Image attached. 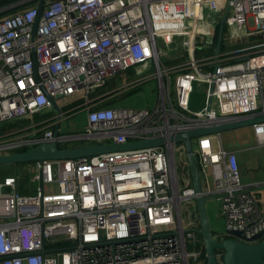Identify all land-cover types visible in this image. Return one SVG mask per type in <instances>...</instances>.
<instances>
[{"label": "built area", "instance_id": "1", "mask_svg": "<svg viewBox=\"0 0 264 264\" xmlns=\"http://www.w3.org/2000/svg\"><path fill=\"white\" fill-rule=\"evenodd\" d=\"M39 1H19L3 10L32 4L0 17V127L30 121L0 132V155L53 140L62 147L165 143L27 163L31 189L20 172L0 179V264H205L196 211L182 214L183 206L195 209L199 195L220 203L219 241L228 231L246 243L264 236V180L242 181L237 152L226 148L222 133L193 141L200 194L184 146L169 140L264 113V40L254 42L264 36V0H44L40 11ZM227 7L226 48L216 58ZM151 66L155 72L145 75ZM131 69L138 78L94 94ZM150 79L158 88L153 108L104 106ZM197 88L203 100L195 112ZM62 98L82 101L76 105L87 115L83 132L58 129L54 137L45 127L52 99L61 111L54 110L55 125L74 112L62 111ZM251 129L264 169V122Z\"/></svg>", "mask_w": 264, "mask_h": 264}, {"label": "water", "instance_id": "2", "mask_svg": "<svg viewBox=\"0 0 264 264\" xmlns=\"http://www.w3.org/2000/svg\"><path fill=\"white\" fill-rule=\"evenodd\" d=\"M44 0L39 1L38 10L42 9ZM229 7L224 11L218 26V34L215 46V56L221 49L225 20L228 14ZM53 109L58 114L61 113L56 101L51 100ZM212 104V98L209 99V107ZM264 122V113L245 117L233 121L222 122L214 125L197 128L182 133L172 135L169 140L174 143H181L184 146L187 167L191 179V185L194 191L198 194L201 193L200 171L193 149V141L196 138L223 133L239 128L251 127L254 124ZM59 126L55 125L53 129L54 137L58 134ZM163 139H150L140 141H128L122 144L115 143H85L80 145H70L62 147L53 140L50 142L39 143L26 151H18L5 155H0V167L25 164L36 161H55V160H75L80 158H87L101 154H107L117 151H125L132 149H141L149 147H159L164 145ZM264 191V188H263ZM210 199L199 195L195 198L192 206L196 209L199 230L198 234L202 238L203 247L205 250L206 264H264V236L259 234L246 242L241 241L243 238L237 231H228L224 239L219 241L214 237V232L211 229L207 211L206 203ZM221 253L218 259L217 254Z\"/></svg>", "mask_w": 264, "mask_h": 264}, {"label": "rangeland", "instance_id": "3", "mask_svg": "<svg viewBox=\"0 0 264 264\" xmlns=\"http://www.w3.org/2000/svg\"><path fill=\"white\" fill-rule=\"evenodd\" d=\"M261 37L257 38L254 42L263 41L264 36ZM161 60L165 61V57L162 56ZM176 63L177 61L171 60L167 64L173 65ZM154 72L155 70L151 66L150 69L144 74L148 75V74H153ZM136 78H138V76H136L134 73V76L130 79L133 80ZM124 79H125V73L124 72L119 73L118 76L113 78L112 81L110 80L111 83L110 87H114V89L119 88L124 83ZM131 91L132 92H129L128 94L122 97H119V95H117L118 99L114 104V107L130 108V109H144V108L154 107L158 94L157 82L154 79H150L148 82H145L137 86L135 89ZM72 99L62 98V99H58L57 101L60 107H64L66 105V107L62 109V111L66 109L74 111V112H70L67 118L65 117V115H62V119L59 125L60 134H78L83 132L87 126V115L85 110L77 109L79 105L77 106L74 103L71 104L70 102L72 101ZM202 100L203 99L201 97V89L197 88L192 95L191 111L196 112L197 108H199V106L202 104ZM214 108L216 107L214 106ZM251 131H252L251 127H246V128H239L230 131H225L222 133L223 141L227 149L233 150L234 148H238L237 145L242 146V148L248 149L245 150L244 152L238 153L237 155L239 158L238 162L241 173V179L243 182L246 183L264 179V170L262 167L261 152L259 149L255 148V140L252 137ZM193 147L195 148V143H193ZM26 168H27L26 164L15 170L10 165L2 166L0 167V179L4 176L14 175L17 172H20L21 176H24V180L27 181V185L31 189L32 183L28 181L27 178L28 172L25 171ZM180 173L181 171L179 169V174ZM263 198H264V191H263ZM193 211L196 210L192 209L191 207L188 208L187 210V208L183 206L182 207L183 219L186 218V212H189L190 213L189 216H191V214H193ZM206 211L212 231L213 232L224 231V220L220 216L219 201L209 200L206 203ZM195 214L196 215L194 220L198 222L197 212Z\"/></svg>", "mask_w": 264, "mask_h": 264}, {"label": "crops", "instance_id": "4", "mask_svg": "<svg viewBox=\"0 0 264 264\" xmlns=\"http://www.w3.org/2000/svg\"><path fill=\"white\" fill-rule=\"evenodd\" d=\"M217 40V39H216ZM125 73V79H124V82L126 81V80H129L130 78H132L133 76H134V71H133V69H131V70H127V71H125L124 72ZM118 76V75H117ZM113 80V79H112ZM111 80V81H112ZM109 84V86H108V84ZM106 83V85L105 86H103L102 88H100V89H98L94 94H98V95H103V94H107V93H109V92H111L112 90H114V87H110V85H111V83H110V81H108ZM132 92V91H131ZM126 94H128V93H125V94H122V95H119V97H122V96H125ZM113 97H118V96H113ZM112 97V98H113ZM112 98H110V99H112ZM110 99H107L105 102H104V106L106 105V106H112V107H114V104L116 103V101L115 102H113V103H111V104H106V103H108V101L110 100ZM118 99V98H117ZM79 101H81V100H77V99H72V101L70 102V103H74V104H80L81 102H79ZM66 106V105H65ZM55 116H56V113L54 112V110H51V111H48L45 115H44V119L45 120H48V122H47V124L45 125V127H48V128H50V127H52L51 129H54V127H55V124H56V118H55ZM34 119H39V117L37 116L36 118H34ZM29 123H30V121H28V123H26L25 125H29ZM9 124V123H8ZM24 125V126H25ZM59 125H60V123H59ZM80 144H85V143H73V144H71V145H80ZM68 146H70V145H68ZM238 146V148H234L233 150H235L236 152H237V155H238V153H241V152H244L245 150H248V149H245V148H242V146H240V145H237ZM238 161H239V158H238ZM264 170V169H263ZM262 180H264V179H262ZM257 181H260V180H257ZM253 182H255V181H253ZM247 183H252V182H247ZM21 190V189H20ZM216 219V218H215Z\"/></svg>", "mask_w": 264, "mask_h": 264}, {"label": "trees", "instance_id": "5", "mask_svg": "<svg viewBox=\"0 0 264 264\" xmlns=\"http://www.w3.org/2000/svg\"><path fill=\"white\" fill-rule=\"evenodd\" d=\"M19 1H22V0H0V17L3 16V15H5V14L14 13L18 9H20L21 7H24V6H27V5L32 4V3H27V4L22 5V6H16V7L10 8V9L3 10L4 8H6V7L10 6V5H13V4H15V3L19 2ZM1 10H3V11H1ZM225 48H226V45L223 42L222 45H221V50L223 51ZM208 51H209V53L211 52V50H208ZM108 86H109V84H108ZM116 100H117V98L116 97L115 98L113 97L106 104L107 105L108 104H111V103L115 102ZM79 102H82V101H79ZM36 117L37 116H35L34 118H36ZM28 121L29 120H23V121L12 122V123H9L7 125L5 124L4 126L0 127V132L1 131H6V130H9V129H14V128L18 127V126L25 125L26 123H28ZM26 150L27 149H24L22 151H26ZM25 164H27V163H25ZM25 164H23V163L22 164H14V165H10V166H12L14 168V170H15V169H17L19 167H22ZM4 177H6V176H4ZM4 177H2L1 179H3ZM21 192H23V191H21ZM198 237H199V239L201 240V243H202L201 236L198 235ZM200 246H201L200 251H201V254H202V258L204 259V261H205L204 263L206 264V257H205V250H204V247H203V243ZM197 247L199 248V245H197Z\"/></svg>", "mask_w": 264, "mask_h": 264}]
</instances>
